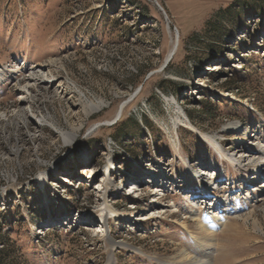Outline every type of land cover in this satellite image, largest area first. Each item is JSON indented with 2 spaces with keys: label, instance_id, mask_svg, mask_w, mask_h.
Listing matches in <instances>:
<instances>
[{
  "label": "rangeland",
  "instance_id": "rangeland-1",
  "mask_svg": "<svg viewBox=\"0 0 264 264\" xmlns=\"http://www.w3.org/2000/svg\"><path fill=\"white\" fill-rule=\"evenodd\" d=\"M156 2L0 0V264H264V0Z\"/></svg>",
  "mask_w": 264,
  "mask_h": 264
},
{
  "label": "bare ground",
  "instance_id": "bare-ground-1",
  "mask_svg": "<svg viewBox=\"0 0 264 264\" xmlns=\"http://www.w3.org/2000/svg\"><path fill=\"white\" fill-rule=\"evenodd\" d=\"M176 37H177V33H176ZM177 42L178 41H176V39H175L174 44H173V47H172V49L169 52V55L172 54L173 51H175L176 46H177ZM48 78H49L48 73L47 72H44V70L42 68H38V69H35L34 68L28 74V76H27V82H26V85L24 86V88L25 89H28V88H30L31 85L38 84V83H41V82H49ZM80 100L82 102L83 114L85 116H89L93 112L99 111V110H101L105 106V103H104L103 100H101V99H99V100H90L82 92H80ZM118 114H121V110L118 111ZM184 115H186V114H184ZM117 116H120V115H117ZM44 121H48V120L44 119ZM233 127L235 129L238 128V124L237 125H234ZM239 127H241V126H239ZM75 132H76V129L75 128L72 129L69 132L60 131L62 137L65 140V142H69L71 139H73V136L75 135ZM203 135L205 136L206 140L210 143V145L212 147H214V149L220 154V156H226V159L229 160V161H236L237 163L240 162L239 159L242 158V155L239 156L238 158L236 157V155H237V153L240 154V153L244 152L243 149H242V144L239 145V149L235 153H229V151H226V149H224L222 142L221 141H218L217 139H215L214 136L212 137L211 135H207V134H203ZM237 139L240 141V143H242L244 141V139H242V137L239 136V135L237 136ZM173 141H174V147L177 148L179 142L176 139H173ZM254 155H257V157L259 158V162H262L264 160V150L263 149L260 150V151H257V152H253L250 155H247V159L248 158H252V157L254 158ZM256 160H258V159H253L251 162L256 161ZM111 163H113V162H111ZM262 165H264V163H262ZM262 165H261V167L258 168L259 170H262L263 169L262 168ZM249 167L254 168L255 165L252 164ZM87 168H90V167H87ZM90 170L91 169H88L87 172H89ZM205 171L206 170H204L203 172L202 171H199L202 174L199 173V172H197V171H194V174L196 176V179L198 180L197 182H198V184L200 186H203V184H202L203 182L199 178L204 179L206 181L205 183L211 182V180H212L211 175L213 174V172H211L212 174H209L208 175V174L205 173ZM255 180H256V178H255ZM190 188H191L190 186H186V189H190ZM202 215L204 216V219H201V221H199L200 228L206 229V231L209 234H212V233L214 234V232L218 229L219 224H218V221H217V217L210 215L209 208L206 207V203L204 204V209H203ZM192 216H194V214H192ZM198 217H199V215H198ZM94 219L96 220V218H94ZM201 237H203V236H201ZM200 241H203V240L200 239ZM203 242H206V241H203ZM182 257H180V258H182Z\"/></svg>",
  "mask_w": 264,
  "mask_h": 264
},
{
  "label": "trees",
  "instance_id": "trees-1",
  "mask_svg": "<svg viewBox=\"0 0 264 264\" xmlns=\"http://www.w3.org/2000/svg\"><path fill=\"white\" fill-rule=\"evenodd\" d=\"M132 3H133V0H130ZM134 6L135 8L137 9V12L139 14V16H141L142 18L145 17V18H151L150 17V11H149V8H147V5L146 4H143L142 6L139 4V2H134ZM0 215L2 216L3 219L6 218V215L4 212H0ZM4 222H0V231H1V227H2V224Z\"/></svg>",
  "mask_w": 264,
  "mask_h": 264
},
{
  "label": "water",
  "instance_id": "water-1",
  "mask_svg": "<svg viewBox=\"0 0 264 264\" xmlns=\"http://www.w3.org/2000/svg\"><path fill=\"white\" fill-rule=\"evenodd\" d=\"M155 1V3H156V5H157V7L162 11V13L165 15V17H166V13H165V11H164V9L158 4V2H156V0H154ZM119 110H121V109H119Z\"/></svg>",
  "mask_w": 264,
  "mask_h": 264
}]
</instances>
